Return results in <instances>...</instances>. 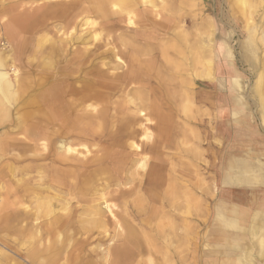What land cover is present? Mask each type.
<instances>
[{"label": "bare ground", "instance_id": "6f19581e", "mask_svg": "<svg viewBox=\"0 0 264 264\" xmlns=\"http://www.w3.org/2000/svg\"><path fill=\"white\" fill-rule=\"evenodd\" d=\"M34 1L10 0L0 10V20L8 17L0 24V256L8 264H143V257L152 264V252L162 249L174 255L172 263L183 264L187 249L196 264L203 227L211 229L218 247L213 263L255 264L256 250L264 249V151L239 155L237 148L249 144L241 142L235 152L229 138L222 152L215 146L204 155L201 137L199 150L184 147V127L196 131L192 127L198 124L183 115L184 108L188 102L197 107L207 100L199 87L218 80L215 38L198 39L196 32L192 38L182 35L187 31L184 19L168 17V24L153 29L165 46L139 43L138 50H123L116 44L111 50L114 63H93L97 55L89 59L87 47L71 52L72 42L50 37L53 27L47 21L69 19L86 2L82 13L116 24L117 0H46L30 6ZM201 2L205 12L213 7L219 11L222 23L224 7L230 8L235 25L244 20L248 61L254 65L260 60L262 69L252 87L260 92L263 108L264 54L259 59L258 52H264V0ZM176 3L178 8L180 1ZM127 20L126 29L134 31V15ZM199 20L197 15L189 20L191 30H198ZM176 27L185 31L179 33ZM202 43L212 60L204 73L198 52ZM225 56L231 82L240 92L242 75L230 50ZM86 68L89 72L80 75ZM20 70L28 75H17ZM39 75L46 79L38 81ZM29 79L34 83H25ZM243 95H236L234 103H243ZM180 117L190 120L184 125ZM229 117L223 136L230 128ZM241 122L235 119V124ZM14 133L28 141L12 137ZM47 138L58 145L51 149ZM34 139L41 141L39 148L14 153L17 144L29 145ZM79 147L93 156L79 158L86 154ZM172 147L180 158L198 154L194 175L192 169H177ZM21 162L28 164L17 166ZM102 244L106 247L99 251ZM27 245L31 251H24Z\"/></svg>", "mask_w": 264, "mask_h": 264}, {"label": "rangeland", "instance_id": "374dc122", "mask_svg": "<svg viewBox=\"0 0 264 264\" xmlns=\"http://www.w3.org/2000/svg\"><path fill=\"white\" fill-rule=\"evenodd\" d=\"M9 1L0 0V10H3L2 8L4 7V5L7 6L10 3ZM17 1H20V3H24L27 1L31 2L33 0H17ZM45 1L46 0H35L34 2H32L30 4V6L31 5H40ZM117 1L120 2V4L118 2V5H119L118 11L120 14L117 15L119 20H117L116 24H112V19H107V18L104 19L101 17H97L95 15H91V14L85 15V13H82L81 7L85 6V4L87 5V3L84 2L82 5H80V7L78 9L75 10L74 15H72L69 19L55 18V19H51V20L47 21V23L51 22L50 26L53 27V29L49 32L50 37L53 36V38H55L56 40H59L61 43H64V42L68 43V41L70 43L72 42L71 46H69V48H68V49H70L71 52H73L74 49H82V48L87 47L89 49V54H91V56H89V59H91L93 57V55H97V57L92 61L93 63H99L101 61H105V62L112 64L114 62H113V59H111V50L113 49L114 45L117 44L123 50L126 48V46L130 50L134 49V48H136L138 50V49H140L139 43H144V41H142L140 39L141 36H143L145 33H150L149 32L150 30L152 31L151 34H153V35L156 34V32L155 33L153 32V29L155 27L161 26L165 23L168 24V17L172 18V20H175V19H177L176 17L180 16V18L184 19L185 23L187 24V27H184L187 29V31L185 32V34H183V32H181L182 35H185L187 37L192 38L196 32V35L197 34L199 35V36L197 35L198 39L209 40V39L215 38V42H216L215 50L217 53L216 76L218 77V80L216 81L215 85H213V86H208V87L206 86L205 87V85H202V86L199 85L200 86L199 88H201L207 92V93L202 95V96H207L208 97L207 100H204L203 102H199L197 107H195L193 103L188 102V105H187L188 107L186 106L184 108L185 111L182 112L183 115H188L189 117H192L193 119L197 120V122H198L197 126H194L192 128H195L196 131L198 132V134L200 133V136L198 134H197L198 136L195 135L197 132L194 131V129L187 127L186 123L189 122L190 118L180 117L178 119L180 122L186 121L184 123V125H186L184 127V129H186L185 134L188 138L186 139L187 144L184 145V147H186V148H189V147L192 148L193 147V151L199 150V147H200V145H199L200 141L199 140L203 139V144L201 145V147L205 153L204 155H207L208 153L210 154L212 151H214L216 149L215 146L217 147V149L220 148L221 152H222L223 147L227 144V138H229V140L231 142L229 140H228V142L230 144H232L233 147H235L234 148L235 152H236L235 149L237 148V145L241 144V142H242V144H245L246 142L249 144V145H246L245 148H240V149L237 148V154H239V155H242V154L245 155V154H249V153L256 154V153L263 152L264 148H261V147L264 146V140H263L264 139V137H263L264 136V130H263L264 129V104H263V108L259 105L261 102L258 103L260 101V100H258V96H260L261 94H259L260 92H258L257 89L252 87V86H254V83L258 79V73H260V70H262V69L259 66L260 62H258L260 60L256 61L254 65L250 64L251 62L248 61L249 54L246 53L245 42H244L245 39L247 38L246 37L247 35H246V33H243L244 32V29H243L244 20H242L243 22L241 21L242 22L241 24H243V25H241V24H239L238 26L235 25L232 21V13L230 11V8L224 7L222 10H223V14H226V18H224L223 23H222L221 14L219 13V11H216L215 8L213 7V11L207 10L205 12L204 11V5L202 4L201 0H196V2H189V0H149L150 4H146V5H141L139 3L140 0H137L138 2H136L135 6L130 5V0H117ZM175 1L176 2L178 1V3L180 1L178 8L175 7V5H174ZM178 3H176V4H178ZM261 11L262 10H260V12ZM132 13L135 14L134 25H133V27H135L134 31L126 29V22L128 21L127 19H129V15ZM195 15H197L200 20L198 22L199 28L197 26L198 30L194 29L195 30L194 31V30H191V28H190L192 26V24L189 23V20L194 18ZM237 15L240 16V18L243 17L241 13H237ZM7 18H8L7 16L3 17L0 20V24H3L4 22H6ZM154 25H156V26H154ZM184 28L176 27V31L179 32V30H181V29L183 30ZM232 30H235L236 34H232L231 33ZM183 31H185V29ZM1 32H2V30H1ZM164 32L165 31H162V30L159 31V33H161L163 35H164ZM40 33H42V32H40ZM99 33H101V37L98 39L96 37V35L99 36ZM64 39H66V41ZM160 39L157 40L156 42H154L156 44L152 43V45H158L157 48H160L161 46H165L166 43ZM2 43H4V41H2ZM135 43L139 47H137ZM105 44H107L108 46H105ZM206 46H207L206 44H204V46H203V43H202V44H199V48H198L199 54L201 53L200 54L201 62L199 65L201 68L200 67L199 68H200L201 72H203V73L206 72V70L208 69V66L212 62L210 55H209L210 52L206 48ZM220 47H222V48H220ZM162 49H163V47H162ZM167 50L173 52V49L171 47H168ZM229 50H230V53H232V57L234 58L233 62L235 64V67L239 68L238 71L242 75L241 78H242L243 90L242 91L240 90V92H239V90L236 89V87L233 86V84L231 82L230 68L229 67L227 68L226 64H225V59H226L225 54ZM159 51H161V50L159 49ZM128 53H131V51H129ZM258 53H259L258 58L259 59L262 58L264 52L259 51ZM246 55H247V57H245ZM120 57L124 61H126V59H128L127 56H125V55H120ZM204 58H206L207 60ZM208 58H210V59L208 60ZM221 61L224 65L221 63ZM251 65L254 67H252ZM258 67H259V69H258ZM89 69L90 68L83 69V70H81V72H79V74L84 75L85 72H89L88 71ZM226 69H227V71L229 69V73L226 71ZM251 70H253L254 72ZM78 71H80V70H78ZM119 71H121V70H119ZM220 72H222V74ZM47 73H43L41 75H46ZM225 73H227V74H225ZM15 75L16 74H14V72L10 70L11 78L15 79L16 78ZM17 75H21V77H22V76H26L28 74L26 71L20 70V74H17ZM34 75L35 74H33V76ZM41 75L37 76L39 79L38 81H43L44 79H46V78H42ZM18 77H20V76H18ZM24 81H25V83H31V84L34 83V81H32L30 79H29V81L28 80H24ZM219 86H221V87H219ZM252 90L255 92H253ZM230 91H232V92H230ZM251 93H253V94H251ZM119 94L122 95V92H119L117 95H119ZM245 94L249 98L245 97ZM236 95H243L242 96L243 97L242 98L243 103H241V104L234 103V99H235ZM254 95H256L257 98ZM198 96H199V93H198L197 97ZM252 97H254V98H252ZM255 101H257V103ZM185 102L187 103V101H185ZM249 103H251V104H249ZM251 105H252V107H251ZM245 106H247V107H245ZM187 108H188V111H187ZM226 108H228V110L225 114ZM237 109L239 111L236 114L235 110H237ZM203 110H204V113H203ZM247 110H248V112H247ZM186 111H187V113H186ZM16 116L18 117V115H15L14 117H16ZM228 116H231L228 118L230 121L229 122L230 128L228 129L229 130L228 133H225V136H223L222 129H223V127H225L224 124L227 121ZM223 117H224V119H223ZM238 117L241 119L242 122L237 125V124H235V119ZM27 123H28V121H26V124ZM10 127L12 128L13 126L10 125ZM228 134L230 135L229 137H228ZM12 137H18V138H24L25 139V137H23L22 134H18V133L12 134ZM191 137H193V138H191ZM199 137H201V139ZM215 139L218 142L215 141ZM46 140L48 141V144L51 147V149H53L56 145H58V143L54 142L50 138H47ZM69 140H72V139H69ZM80 140L81 139H79L78 141H80ZM219 140H221V141L219 142ZM261 140H263V141H261ZM25 141H28V140L25 139ZM192 141H194V142H192ZM207 141H209V144H207ZM196 142H197V144H196ZM211 142L213 143L212 145H210ZM36 143H38V144H36ZM40 144H41V141L40 140L37 141L36 139L31 140L29 145H26L24 143L17 144V148L15 149L14 153L23 152L24 150L27 149V147H33L34 146V147L39 148ZM194 145H196V146L194 147ZM19 148H21V149H19ZM92 149H95V148H92ZM88 150H89L88 148L84 149L83 147H79L78 151H85L86 154H82L83 156L79 154L78 157L81 159H86L88 157H91V155L93 156V152L89 153ZM238 150H239V152H238ZM178 151L179 150L176 149L175 147H172L169 150L170 156H172V160L175 161L177 164V169L180 171L187 172V173H189L192 169V172L194 175L195 163L198 159V158L196 159L195 157L198 154L193 153L194 157L187 156L185 158H183V157L180 158V155L177 154ZM75 154H78V153H75ZM21 163H18L17 166L23 167L24 165L28 164V162H24V163L21 162ZM191 163H193V164H191ZM186 177H188V176H186ZM200 237L202 238V240L204 242L202 243V245L199 249V257L197 258L196 264H209V263L210 264H217L218 262L213 263V259L215 258V256H213L212 253H213V251H217L218 247L214 248L215 243L212 242L213 236H212L211 229L210 228L204 229L203 227H201ZM250 238H251V236H250ZM252 241H253V239H252ZM97 242L98 241H95L94 244H96ZM0 246H1L0 249H4V248H2L3 245L1 243H0ZM256 246L257 245H256V240H255V249H257ZM105 247L106 246L102 244V246L99 248V251L104 250ZM23 249H24V251L25 250L31 251L32 246L29 247L27 245V246H24ZM8 250H10V249H8ZM189 252L190 251L187 249H185L183 251V253L185 254V257H184L185 261L183 264H192V260H191V256H190ZM159 253H161V254H159ZM159 253L158 252L155 253V251L152 252V255H153L152 259L154 261L152 264H176V263H172L171 256L173 254H169V253L165 254L164 250H162V249H161V251L159 250ZM13 255L17 256L15 253H13ZM259 255H262V256L259 257ZM216 257H217V255H216ZM143 258H145L143 261V264H148L149 262L146 261V257H143ZM19 259L21 261H23L21 258H19ZM246 259L247 258H245L244 261H246ZM253 259H254L255 264H264V249H262L261 251H258V249H257L255 256H253ZM198 260H199V262H198ZM200 260H201V263H200ZM145 261H146V263H145ZM256 262H258V263H256ZM0 264H8V262L5 261L2 256H0Z\"/></svg>", "mask_w": 264, "mask_h": 264}, {"label": "crops", "instance_id": "0c3cea01", "mask_svg": "<svg viewBox=\"0 0 264 264\" xmlns=\"http://www.w3.org/2000/svg\"><path fill=\"white\" fill-rule=\"evenodd\" d=\"M132 1V2H131ZM143 0H140L139 1V3L141 4V5H145L143 2H142ZM149 3H150V1L149 0H147ZM117 3L119 2V1H116ZM136 2H138L137 0H130V5L131 6H135L136 5ZM119 4H120V2H119ZM117 5V7L119 8V5L118 4H116ZM132 15H134L135 16V14L134 13H132L131 15H129V16H132ZM151 33H145L143 36H141L140 37V39L141 40H144V44H146V45H152V43L153 42H156L157 40H159L161 37H162V39H163V36L161 35H153L152 37H150L151 35H150ZM160 36V37H159ZM154 37V38H153ZM162 39H160V40H162ZM146 40V41H145ZM152 42V43H151Z\"/></svg>", "mask_w": 264, "mask_h": 264}]
</instances>
